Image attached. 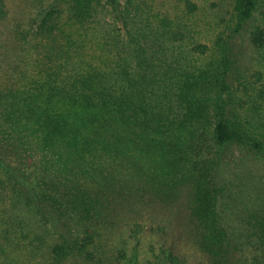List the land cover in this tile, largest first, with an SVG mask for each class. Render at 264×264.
I'll use <instances>...</instances> for the list:
<instances>
[{
	"label": "rangeland",
	"instance_id": "obj_1",
	"mask_svg": "<svg viewBox=\"0 0 264 264\" xmlns=\"http://www.w3.org/2000/svg\"><path fill=\"white\" fill-rule=\"evenodd\" d=\"M50 3L1 2L0 264H264V0L247 19L235 0L99 6L66 66L35 32ZM49 61L59 73L106 62L113 86L122 69L162 88L141 131L167 136L108 164L92 150L95 164L64 172L21 111ZM218 122L235 134L223 144Z\"/></svg>",
	"mask_w": 264,
	"mask_h": 264
},
{
	"label": "trees",
	"instance_id": "obj_2",
	"mask_svg": "<svg viewBox=\"0 0 264 264\" xmlns=\"http://www.w3.org/2000/svg\"><path fill=\"white\" fill-rule=\"evenodd\" d=\"M2 1L0 17L3 15ZM99 6L109 8L115 16L120 12V0H51L37 14L35 27L46 53L62 54L66 66L74 40L77 36L81 40L84 38L81 30L86 29ZM253 9L254 0H235V11L240 19L249 18ZM105 63L99 69L88 66L84 71L68 69L59 73L58 68L51 66V61L43 68L37 62L35 83L22 94L21 111L24 120L31 125V137L47 150H54L64 172L74 168L80 170L88 157L92 160L89 164H95L97 160L92 150L108 157L105 160L108 164L109 157L125 160L128 151L151 145L155 136L158 139L167 136L157 130L145 136L141 131L146 125L145 118L153 110L152 103H158L163 95L162 88L145 89L137 81L129 84L128 73L122 69L118 71L119 83L113 86L110 80L114 71ZM214 134L220 144L235 135L223 122L216 124ZM199 199L202 201L196 206L197 215L207 229L212 214L211 198L205 195Z\"/></svg>",
	"mask_w": 264,
	"mask_h": 264
}]
</instances>
